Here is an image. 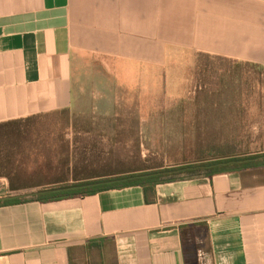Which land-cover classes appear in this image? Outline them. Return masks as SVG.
I'll use <instances>...</instances> for the list:
<instances>
[{"label":"crops","instance_id":"0c3cea01","mask_svg":"<svg viewBox=\"0 0 264 264\" xmlns=\"http://www.w3.org/2000/svg\"><path fill=\"white\" fill-rule=\"evenodd\" d=\"M200 56L264 67V0H0V123ZM0 264H264V163L2 204Z\"/></svg>","mask_w":264,"mask_h":264},{"label":"rangeland","instance_id":"374dc122","mask_svg":"<svg viewBox=\"0 0 264 264\" xmlns=\"http://www.w3.org/2000/svg\"><path fill=\"white\" fill-rule=\"evenodd\" d=\"M195 61L154 69L144 86L129 84L128 72L116 81L104 62L95 60L93 69L82 72L69 113L48 115L38 129L42 135L50 132L52 140L61 135L80 167L116 175L111 179L174 171L164 173L168 179L215 158L264 155V67L209 56ZM67 117L72 126L62 131ZM61 145L53 149L58 157L48 160L53 166L65 158ZM34 165L29 162L30 170ZM46 171L48 179L60 172ZM0 187L1 196L37 191H11L6 177H0Z\"/></svg>","mask_w":264,"mask_h":264},{"label":"trees","instance_id":"16d2710c","mask_svg":"<svg viewBox=\"0 0 264 264\" xmlns=\"http://www.w3.org/2000/svg\"><path fill=\"white\" fill-rule=\"evenodd\" d=\"M68 114L69 109H62L54 112L38 114L26 118L10 120L0 123V177H6L10 183V190L20 192L25 190H37L27 195H18L9 197L8 199H0V205L12 204L27 199L38 200L42 202L71 198L74 196H84L97 193L101 190L111 189L115 187H125L134 184L147 185L159 182L166 175L164 173L174 172H154L142 173L140 175H117L111 179L110 173L92 172L93 166L80 167L75 150L67 145V141L59 138L51 139L49 133L42 135L38 129V121L50 114ZM72 126L69 117L62 124V131ZM51 132H54L51 130ZM86 133V132H85ZM89 133V131H87ZM86 133V134H87ZM44 134V133H43ZM79 134L82 132L79 131ZM8 138L14 143L5 146L2 139ZM95 139V137H93ZM62 143L60 151L64 150L65 158L53 166L52 161L48 160L53 154V149ZM62 154V153H60ZM82 156V154H81ZM43 160V164H39ZM35 165L30 170L29 162ZM264 163V155L248 156L234 155L231 157H220L213 160L189 165L180 169L181 174L200 175L205 171L216 172L222 167H245L256 166ZM82 168V169H79ZM59 169V174L52 179L46 177V170L52 171ZM116 174V173H113Z\"/></svg>","mask_w":264,"mask_h":264},{"label":"built area","instance_id":"2783aa9c","mask_svg":"<svg viewBox=\"0 0 264 264\" xmlns=\"http://www.w3.org/2000/svg\"><path fill=\"white\" fill-rule=\"evenodd\" d=\"M5 188L7 189V187H5ZM0 192H1V187H0ZM6 192H7V194H10V192L8 190ZM0 197H1V194H0Z\"/></svg>","mask_w":264,"mask_h":264}]
</instances>
